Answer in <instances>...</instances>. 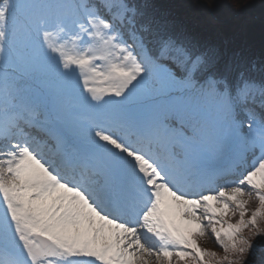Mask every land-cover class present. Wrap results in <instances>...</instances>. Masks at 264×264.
<instances>
[{
    "label": "snow or ice",
    "instance_id": "obj_1",
    "mask_svg": "<svg viewBox=\"0 0 264 264\" xmlns=\"http://www.w3.org/2000/svg\"><path fill=\"white\" fill-rule=\"evenodd\" d=\"M259 220L264 58L151 0H0V264H249Z\"/></svg>",
    "mask_w": 264,
    "mask_h": 264
},
{
    "label": "trees",
    "instance_id": "obj_2",
    "mask_svg": "<svg viewBox=\"0 0 264 264\" xmlns=\"http://www.w3.org/2000/svg\"><path fill=\"white\" fill-rule=\"evenodd\" d=\"M224 0H217V7L207 9L201 0H151L156 11L167 18L178 28L193 35L201 43L217 47L220 54L227 58L239 53L250 59L264 58V0H227L235 6H241L239 11H232L230 8H223ZM208 11L209 19H204L201 14ZM193 11V13H192ZM195 12L199 17H196ZM238 21L240 17H246L252 27L246 32L243 25L237 32H222L217 21L230 20ZM242 21V20H241ZM222 24V23H221ZM255 202H250L248 207L253 209ZM250 214V213H248ZM247 214V215H248ZM232 219H238V214ZM251 258V257H250Z\"/></svg>",
    "mask_w": 264,
    "mask_h": 264
},
{
    "label": "rangeland",
    "instance_id": "obj_3",
    "mask_svg": "<svg viewBox=\"0 0 264 264\" xmlns=\"http://www.w3.org/2000/svg\"><path fill=\"white\" fill-rule=\"evenodd\" d=\"M201 1L204 2L205 4L212 3V0H201ZM192 13H193V11H192ZM198 13H201V12H195L196 17H199ZM220 14L222 17H225V15H226L224 12H220ZM201 16L204 19H209L208 11L204 10V13L201 14ZM247 20L248 19L246 17H244V19L242 17H240L238 19V21L230 19V20H226L224 22L217 21L215 24L220 25V31H222L224 33L225 32L226 33L227 32H237L238 29L241 27V25H243L244 31L246 32L248 29H251V27H252L250 24H248L249 21L245 22ZM258 223H259L260 228L264 229V220H259ZM249 232L250 231L248 230V233H247L248 235H249ZM256 241H258L260 243L261 247L259 250H257V252H254V255L252 254L251 258H249V264H264V236L257 237ZM256 241H255V243H256ZM198 243H199L201 248L207 249V250L212 251V252H216L218 254L220 252H222V250L217 246V243L215 242V240L208 234H206L203 237H200L198 240ZM257 245H258V243H257ZM219 255H223V254H219Z\"/></svg>",
    "mask_w": 264,
    "mask_h": 264
}]
</instances>
